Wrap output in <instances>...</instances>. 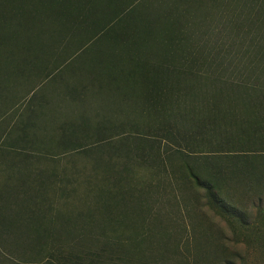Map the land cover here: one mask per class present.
Listing matches in <instances>:
<instances>
[{
  "label": "rangeland",
  "instance_id": "obj_1",
  "mask_svg": "<svg viewBox=\"0 0 264 264\" xmlns=\"http://www.w3.org/2000/svg\"><path fill=\"white\" fill-rule=\"evenodd\" d=\"M139 1L112 3L128 6ZM152 3L139 7L130 20L131 32L149 37L139 50L153 51V62L171 69L159 83L160 105L148 110L144 103L140 109L136 104L132 107L129 98L123 101L132 95L140 102V90L132 93L128 83L96 96L85 110L93 135L83 144L85 153L61 146L49 151L20 138L31 133L22 126L29 121L32 101L33 107L47 105L44 122L81 112L68 95L75 85L71 58L87 49L88 39L82 35L84 45L76 50L59 48L66 51L60 67L52 61L39 68L0 64L14 72L34 68L27 72L30 77L10 82L17 84L12 86L16 91L0 92V159L8 166L12 162L0 181V264H225L226 257L234 264H264V202H257L264 189L246 184L241 177L234 178L223 193L235 212L243 213V223L219 211L202 189L186 180L178 161L161 171L157 161L145 162L148 168L133 162L129 190L100 194L98 179L121 166L120 161H110L112 147L120 139L126 140L120 141L122 146L127 143L134 149L146 148L145 152L153 146L164 152L176 146L173 137L159 130L164 116L178 130L191 129V123L172 110L177 93L170 89L180 82L201 87L185 97L189 102L215 96L218 80L264 85V0H192L169 19L162 16L164 0ZM158 10L162 15H157ZM131 32L128 37H134ZM41 53L53 52L45 47ZM90 54L102 62L109 56L128 61L129 56L120 47L103 45ZM83 68L88 73L91 66ZM60 70L64 75L56 80ZM102 118L109 124L98 125ZM201 142L192 140L182 148L192 155L213 151ZM92 171L96 186L89 192L80 185L69 195L66 183L77 186L81 174Z\"/></svg>",
  "mask_w": 264,
  "mask_h": 264
},
{
  "label": "trees",
  "instance_id": "obj_2",
  "mask_svg": "<svg viewBox=\"0 0 264 264\" xmlns=\"http://www.w3.org/2000/svg\"><path fill=\"white\" fill-rule=\"evenodd\" d=\"M152 1L140 0L139 3L124 6L116 5L112 0H0V64L41 66L47 61H52L58 67L62 55L66 53L59 48H67V52L76 50L84 45V38L88 39L89 43L84 52L81 51L82 53L71 58L76 67L71 71L75 85L71 87L68 95L76 110L81 112L76 117H68L62 121L50 119L44 122L43 111L47 105L33 107L32 101L29 121L22 126L31 133L27 139L20 140L29 141L33 146L40 144L49 151L55 146H61L66 149L74 148L82 153L87 152L83 144L91 140L93 135L91 123L85 114L86 108L92 104L96 96L117 91L122 83H128L134 94L140 90V102L133 101L132 95L124 96L123 101L129 98L132 107L136 104V108L141 109L144 103V108L150 110L160 105L163 89L159 83L164 74L171 69L166 70L162 65L153 62L155 61L153 51L145 54L139 50L149 37L139 32H131L133 27L130 20V16L136 13L139 7L144 8L145 4H153ZM158 1L160 0H156ZM181 1V4H178L179 2L175 4V0H164L167 9L165 8L163 15L158 10L157 15H165L166 19L172 18L175 16L174 11L179 14V8L192 0ZM129 32L134 33V37H128ZM100 45L107 49L120 47L128 51V61H113L110 56L105 62L98 60L90 52ZM45 47L53 53L45 55L41 53ZM87 64L91 68L88 73H84L83 66L86 67ZM32 69L14 72L0 68V92L12 93L13 89L16 91L17 88L12 86L17 84L11 86L10 82L16 81L18 77H25ZM63 73V70L59 72L55 79L61 78ZM263 86L257 81L240 84L218 80L216 90L213 92L215 96L195 102H189L185 97L197 92L198 88L201 89L198 84L193 86L180 82L176 88H169L170 91L177 93L172 110L176 111V117L191 123V129L178 130L177 126L167 121V117L164 116L159 130L173 137L176 143L174 149L164 152L153 146L150 152H145L146 148L134 149L127 143L126 146H122L120 141L126 140L120 139L118 141L120 144L112 147L110 161H120L121 166L110 168L109 172H105L98 179L100 194L129 190L131 183L129 177L131 175L134 178L135 174L134 170L131 171L133 162L138 167H147L145 162L157 161L161 171L167 167V163L171 165L172 162L178 161L186 180L202 189L207 199L219 211L230 217H237L238 221L243 223L245 216L243 213L239 216L235 212L237 210L233 209L232 202L226 199L227 195L223 190L236 177H241L248 185L256 184L264 189ZM2 102L0 100V103ZM105 123L109 124V121L102 118L98 125ZM20 130L23 132V129ZM192 140L202 141L201 143L208 145L213 151L200 155L186 153L182 144L187 145ZM97 145L102 146L101 143ZM11 167L12 162L9 168ZM93 171L91 174L88 173L89 175L81 174L83 180L77 179L79 183L77 186L73 182H67L68 194L75 193L80 185L90 192L92 187L96 186L92 178L95 174ZM262 201L264 202V192L257 199L260 204ZM134 252L139 253V250ZM100 255L101 253L98 254ZM225 264L234 262L226 257Z\"/></svg>",
  "mask_w": 264,
  "mask_h": 264
},
{
  "label": "crops",
  "instance_id": "obj_3",
  "mask_svg": "<svg viewBox=\"0 0 264 264\" xmlns=\"http://www.w3.org/2000/svg\"><path fill=\"white\" fill-rule=\"evenodd\" d=\"M4 161H5V160H4ZM4 161L0 159V181L3 180V174H4L5 172H6V174H8V172H9L7 168H9L10 164H9V166L6 165L7 163L4 164Z\"/></svg>",
  "mask_w": 264,
  "mask_h": 264
}]
</instances>
